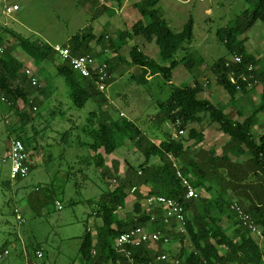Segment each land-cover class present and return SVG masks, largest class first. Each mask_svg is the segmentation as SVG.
<instances>
[{"label": "trees", "instance_id": "1", "mask_svg": "<svg viewBox=\"0 0 264 264\" xmlns=\"http://www.w3.org/2000/svg\"><path fill=\"white\" fill-rule=\"evenodd\" d=\"M115 1L122 6L124 0ZM245 1L247 8L241 15L217 31V37L226 45L229 55L214 61L210 68L217 83L230 95L227 105L237 104L239 93L249 96L258 83L263 86L261 101L247 113L245 105L227 111L226 107L201 98L199 94L204 86L199 82L194 69L204 64L205 59L202 56L185 55L182 61L194 76L195 82L181 85L172 83L169 99L159 103L160 110L153 119L159 126L170 122L179 128V132L187 129L188 133L179 137L166 133L159 142L153 141L132 120L115 117L114 112L107 109L109 97L99 87L101 81L97 72L90 77L83 76L72 67L69 60L62 59L50 43L31 40L0 25V44L4 46L0 53V101L5 98L23 125L30 119L26 107L33 109L36 106L37 111L38 105L42 104L35 94L49 96V90L32 84L24 72V62L14 55L15 46L5 41L4 33L7 31L18 38V45L33 59L35 65L41 66L42 70H45L46 62L56 66L57 73L64 77L68 85L75 107L82 108L89 100H94L98 105L96 110L90 112L83 131L90 139L86 144L94 152L91 156L96 167L101 169L102 178L109 180L113 186L96 201L94 214L102 219V223L96 228L95 234L89 228L83 234L78 264H144L154 261L164 250L156 251L147 243L140 246L126 245L125 250L116 246V240L122 233L136 227H146L150 231L164 234L160 242L164 238L180 242L179 252L172 256L179 261L177 264H264V245L259 242L263 238L253 234L232 208L237 202L252 216L264 234V132L259 130L263 123L258 116L264 112V59L257 58L249 51L248 36L245 35L257 22H260L261 28L264 27V0ZM90 2L94 7L95 20L103 13L114 15L116 12L115 8L101 4L99 0ZM159 3L160 0L133 2L142 18L131 29L119 32L120 43L106 39L104 33L96 35L93 27L87 26L63 45L74 54H91L101 60L102 55L94 51L95 43L104 45V50L109 47L118 53L120 45L128 44L135 37L143 35L148 41L156 42L160 60L145 54L137 44L132 45L129 59L132 65L139 67L135 75L137 82L147 83L148 76L161 74L171 83L173 70L178 63L176 56L181 51H187L194 39V20L190 18L183 30L176 32L164 18ZM235 55L242 57L241 62L231 61ZM58 57L60 61L57 62ZM121 58L118 54L111 59L101 60V63L108 64V77L104 80L106 85L109 86L113 81V60L118 59L119 62ZM250 65H254L255 70L250 71ZM232 73L235 74L236 82L230 78ZM250 74H253V78H242ZM249 84H253L250 89ZM236 114L244 119H236ZM206 116L229 137L221 153H217L214 148L195 149L205 139V133L193 124H201ZM24 130V127L20 129L17 137L29 151ZM190 140H194V143L188 144ZM127 143L145 159L138 164L127 162V169L122 175L119 161L114 160L110 167L100 150L112 154ZM153 157L158 161H152ZM179 172L200 191L197 198L187 197ZM22 180L19 178L16 181ZM133 188L135 191L132 193ZM153 194L174 198L183 205L184 232L178 230L175 220L170 224L165 223L161 209L144 207L145 197ZM52 195L31 192L27 201L33 212L39 215L42 208L52 200ZM129 195L135 197L133 209L122 217L120 210L126 207ZM225 217L230 220L229 226L224 225ZM186 239L190 247L186 246ZM6 245L5 242L0 248V254L7 250ZM37 250L41 248L35 247ZM126 251H130L132 260ZM154 264L176 263L168 259L155 261Z\"/></svg>", "mask_w": 264, "mask_h": 264}, {"label": "rangeland", "instance_id": "2", "mask_svg": "<svg viewBox=\"0 0 264 264\" xmlns=\"http://www.w3.org/2000/svg\"><path fill=\"white\" fill-rule=\"evenodd\" d=\"M7 1L18 4L20 9L11 15L3 14V2L0 0L1 26L23 37L34 41L43 40L53 46L65 44L87 26H92L96 35L104 33L106 39L120 43L119 32L122 29H131L132 23L141 18L133 4L137 0L127 2L124 10L116 1L99 0V3L106 6L110 2L109 5L115 7L116 12L114 15L106 12L96 20L93 19L94 7L90 0ZM159 7L176 32L183 30L190 18L194 20V39L187 51H181L176 56L178 63L173 70L171 83L161 74L151 75L147 83L137 82L135 75L139 67L130 63L131 44L120 45L118 53H114L109 47L104 50V45L94 44V51L96 54L100 53L103 59L118 54L122 57L119 62L118 59L113 60V81L105 89L109 97L108 106L115 117L132 120L156 142L164 138L166 133H172L175 137L186 136L187 129L180 133L179 128L172 123L166 122L159 126L153 119L160 110L159 103L169 99L172 83L194 84V76L182 61L185 55L202 56L205 59L204 64L194 69L199 82L204 86L200 97L226 107L227 111L245 105L247 113H250L253 106L261 101L262 84L258 83L249 96L240 93L237 104L227 105L230 95L217 83L210 68L214 61L229 55L226 45L218 39L217 31L241 15L247 8V2L160 0ZM260 26V22H257L245 35L248 36L249 51L257 58L264 59V27ZM4 35L7 44L15 46L14 55L26 64V68L39 70L40 82L42 87L48 88L49 96L40 95L42 104L38 105L37 111L30 106L26 107L25 111L30 119L25 125L6 100L0 101V248L6 242L10 252L0 259V264H78L83 234L87 228L95 234L96 228L102 222V219L94 214L97 209L96 201L113 186L109 180L102 178L101 169L96 167L91 156L94 152L86 144L90 139L83 131L90 112L96 110L98 105L94 100H89L84 107H75L69 95L68 85L64 77L57 73L56 66L46 62L45 70H42L18 45L15 35L8 31ZM133 42L147 55L160 60L155 42H149L142 35L135 37ZM258 115L263 123L259 130L264 132V112ZM235 118L244 117L236 114ZM193 126L205 133V139L195 146L196 150L214 148L218 152L221 151L228 136L217 123L210 122L206 116L201 124L195 123ZM23 127L28 139L30 173L21 182H17L10 179L11 164L4 159L8 155L12 139L18 136ZM188 143L193 144L194 140ZM105 156L110 167L114 160L119 161L121 174L125 173L127 162L138 164L145 159L130 143ZM152 161L158 159L153 157ZM31 192L41 195L53 194L52 200L42 208L39 215L33 212L28 204L27 197ZM134 202L135 197L129 195L126 207L120 210L122 217L132 211ZM16 208L23 220L17 219ZM229 224L230 220L225 217L224 225ZM259 242L264 245V238ZM185 244L190 247L188 239ZM37 246L44 253L42 258L36 257ZM157 248L173 256L179 252L180 242L169 239L157 243L155 249Z\"/></svg>", "mask_w": 264, "mask_h": 264}, {"label": "built area", "instance_id": "3", "mask_svg": "<svg viewBox=\"0 0 264 264\" xmlns=\"http://www.w3.org/2000/svg\"><path fill=\"white\" fill-rule=\"evenodd\" d=\"M3 2V14L11 15L14 12L19 10V5L16 3H8L7 0H1ZM4 46L0 44V53L3 52ZM54 49L56 52L60 55V57L64 60H69L72 67L80 72L83 76L90 77L93 73L97 72L100 78L99 87L101 90H105L107 88L106 83L104 80L108 77L107 74V63H101L99 62L95 57H93L91 54H85V55H77L72 52V50L64 45H55ZM242 57L239 55H235L231 58L232 62H241ZM250 71L255 70L254 65H250L248 68ZM24 72L28 76V78L31 80L32 84L35 86H42V83L40 82L38 71L29 68L24 67ZM230 78L233 82H236L235 74L232 73L230 75ZM242 78L244 80H249V78H253V74H250L249 76L243 75ZM253 84H249L251 86ZM2 100H5V98H2ZM34 110L37 109L36 106L33 107ZM180 133H184L183 130H180ZM29 153L25 147V144L23 141L18 138L14 137L10 143V148L8 150V155L4 159V161H10V178L11 180H17L19 178L25 179L29 173H30V166H29ZM179 176L182 178V183L186 187L187 190V197L188 198H197L199 196V190L196 189L189 179L187 177L182 176V174L179 172ZM135 191V188L131 190L133 193ZM62 207V205H59ZM144 207L147 209H161L163 211V218L165 223L170 224L172 220H175L177 222V228L179 231L184 232L185 231V209L183 205H181L176 199L169 198L164 195H148L144 199ZM232 208L238 213L239 218L243 221L244 225L248 227L253 234L260 238H264V234L262 229L259 227V225L255 222V220L252 218V216L245 212V210L237 203L235 202L232 205ZM15 212L17 213V219L23 220V217L21 214H19V210L16 208ZM164 236V234L156 231H150L146 227H136L133 228L127 232L122 233L116 240V246L118 248H121L122 250H125L126 245H132V246H140L142 244H149L150 247L155 249V246L157 243L160 242L162 239L161 237ZM168 238H164V241H168ZM156 250V249H155ZM158 250V248H157ZM156 250V251H157ZM9 250H5L4 253L0 254V258H2L4 255H8ZM127 256L130 257L131 253L130 251H126ZM36 255L39 258H42L44 256V253L41 250L36 251ZM172 260L174 263H178L179 261L177 259H174L172 256H170L169 253H162L156 256L155 260L146 262L144 264H154L156 261H162V260ZM130 260L131 257H130ZM242 264V263H238Z\"/></svg>", "mask_w": 264, "mask_h": 264}, {"label": "crops", "instance_id": "4", "mask_svg": "<svg viewBox=\"0 0 264 264\" xmlns=\"http://www.w3.org/2000/svg\"><path fill=\"white\" fill-rule=\"evenodd\" d=\"M109 1H110V0H109ZM112 1H115V0H112ZM129 1H130V0H124V1H123L122 6H121V8H122L123 10H124V8H125L127 2H129ZM137 1H138V0H137ZM109 3H110V2H109ZM109 3H107V5H108L109 7H111V6L109 5ZM134 7H135V6H134ZM113 8H115V7H113ZM19 9H20V8H19ZM136 9H137V8H136ZM137 10H138V9H137ZM139 13H140V12H139ZM104 14H105V13H103L102 15H100L98 18H100V17L103 16ZM116 16H118V14H117ZM98 18H97V19H98ZM104 18H105V17H104ZM104 18H103V19H104ZM141 18H142V16H141ZM141 18H139V19H141ZM139 19H138V20H139ZM135 20H136V19H135ZM135 22H136V21H135ZM135 22H134V23H135ZM134 23H132V25H133ZM99 25H100V22H99ZM132 25H131V26H132ZM126 29H127V28H126ZM122 30H125V29H122ZM139 36H141V35H139ZM142 36H143V35H142ZM137 37H138V36H137ZM134 39H135V38H134ZM134 39L131 40L128 44H129V45L131 44V46L134 45V44H136V43L133 42ZM149 42H150V41H149ZM151 42H155V41H151ZM155 43H156V42H155ZM156 45H157V44H156ZM94 46H95V45H94ZM138 46H139V45H138ZM157 46H158V45H157ZM139 47H140V46H139ZM140 48H141V47H140ZM142 51H143V49H142ZM143 52H145V51H143ZM158 52H159V47H158ZM145 54H146V53H145ZM28 56H29V55H28ZM150 57H151V56H150ZM30 58H31V57H30ZM111 58H113V57H110L109 59H111ZM31 60L33 61L32 58H31ZM104 60H105V59H103L102 61H104ZM98 61H99V62H102V61L99 60V59H98ZM28 66H29V65H28ZM24 67H26V64H25V63H24ZM29 68H30V67H29ZM40 68H41V66H40ZM36 71H39V70L36 69ZM38 73H39V72H38ZM137 73H138V72H137ZM149 77H150V76H148V78H149ZM112 78H113V75H112ZM250 87H251V86H249V89H250ZM239 94H240V93H239ZM239 94H238V96H239ZM37 95H38V97H40L41 94H40V95L37 94ZM35 96H36V94H35ZM41 96H42V95H41ZM238 96H237V98H239ZM201 98H202V97H201ZM237 102H238V101H237ZM107 108L110 109L111 107L108 106ZM258 116H259V115H258ZM243 119H244V118H243ZM240 120H242V119H240ZM224 134H225V133H224ZM227 136H228V135H227ZM228 138H229V137H228ZM227 140H228V139H227ZM225 143H226V142H225ZM225 143H224V144H225ZM188 144H189V143H188ZM123 147H124V146H123ZM116 151H117V150H116ZM100 152L104 155V158H106L104 150L101 149ZM103 152H104V153H103ZM221 152H222V149H221L220 152L217 151V153H221ZM112 154H113V153H112ZM234 159H236V158L234 157ZM241 159H242V158H241ZM106 163H107V162H106ZM107 164H108V163H107ZM120 174H121V172H120ZM122 175H123V174H122ZM15 213H16V212H15ZM101 223H102V222H101Z\"/></svg>", "mask_w": 264, "mask_h": 264}]
</instances>
